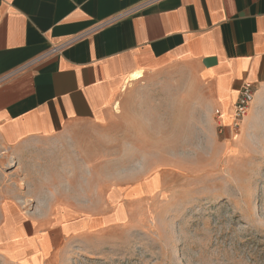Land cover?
Returning a JSON list of instances; mask_svg holds the SVG:
<instances>
[{"label":"crops","instance_id":"0c3cea01","mask_svg":"<svg viewBox=\"0 0 264 264\" xmlns=\"http://www.w3.org/2000/svg\"><path fill=\"white\" fill-rule=\"evenodd\" d=\"M150 1L0 0V258H44L83 182L107 199L109 136L228 137L262 96L264 0Z\"/></svg>","mask_w":264,"mask_h":264},{"label":"rangeland","instance_id":"374dc122","mask_svg":"<svg viewBox=\"0 0 264 264\" xmlns=\"http://www.w3.org/2000/svg\"><path fill=\"white\" fill-rule=\"evenodd\" d=\"M223 132L141 137L140 153L109 136L108 185L96 192L108 186L107 199H87L83 182L82 214L43 217L63 222L65 238L59 229L44 258L23 264H264V92Z\"/></svg>","mask_w":264,"mask_h":264},{"label":"built area","instance_id":"2783aa9c","mask_svg":"<svg viewBox=\"0 0 264 264\" xmlns=\"http://www.w3.org/2000/svg\"><path fill=\"white\" fill-rule=\"evenodd\" d=\"M161 1V0H151L150 2ZM53 53L57 52V49L52 51ZM255 96V90L250 84H246L238 98V101L235 104L234 112L231 115V122L229 124V128L231 131H236L240 127V123L246 118L248 115L250 106L253 102ZM219 128L223 131V125H219Z\"/></svg>","mask_w":264,"mask_h":264},{"label":"bare ground","instance_id":"6f19581e","mask_svg":"<svg viewBox=\"0 0 264 264\" xmlns=\"http://www.w3.org/2000/svg\"><path fill=\"white\" fill-rule=\"evenodd\" d=\"M142 77V76H141ZM136 81V80H135Z\"/></svg>","mask_w":264,"mask_h":264}]
</instances>
